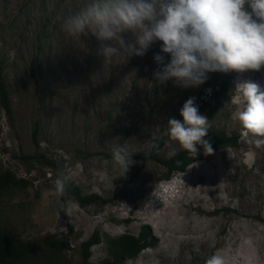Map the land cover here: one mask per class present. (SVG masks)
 Listing matches in <instances>:
<instances>
[{
	"label": "rangeland",
	"instance_id": "1",
	"mask_svg": "<svg viewBox=\"0 0 264 264\" xmlns=\"http://www.w3.org/2000/svg\"><path fill=\"white\" fill-rule=\"evenodd\" d=\"M86 2L0 0V61L13 115L9 121L0 113V176H13L0 186V227L36 245L31 258L4 264H84L80 245L95 231L100 243L90 248L89 263L99 264L108 257L107 237H137L142 227L152 246L122 264H205L217 251L226 264H264L258 220L264 219V145L241 128L232 102L237 82L264 84V68L234 72L229 99L208 115L200 110L208 80L188 89L158 84L152 75L158 51L128 57L122 50L106 59L95 36L69 35L64 20ZM192 97L209 130L235 145L193 162L191 174L188 166L163 181L166 167L144 158L153 145L163 160L183 151L167 123L181 119L180 108ZM117 147L131 152L125 173L112 158ZM183 177L182 188L167 194ZM57 178L109 202H62ZM45 238L66 239L68 248L53 253Z\"/></svg>",
	"mask_w": 264,
	"mask_h": 264
},
{
	"label": "clouds",
	"instance_id": "2",
	"mask_svg": "<svg viewBox=\"0 0 264 264\" xmlns=\"http://www.w3.org/2000/svg\"><path fill=\"white\" fill-rule=\"evenodd\" d=\"M63 28L71 36L91 34L104 42L106 59L122 50L128 57H143L159 43L153 79L158 84L172 81L182 89L200 87L210 73L264 68V0H87L64 20ZM233 93L235 119L257 145H264V84L245 79L235 84ZM179 116L168 120L170 139L194 156L198 146L212 155V143L204 139L209 120L195 97L184 102ZM112 158L122 173L133 163L131 152L121 147L113 150ZM55 184L64 191L63 180L57 178ZM205 264H226V259L217 251Z\"/></svg>",
	"mask_w": 264,
	"mask_h": 264
},
{
	"label": "trees",
	"instance_id": "3",
	"mask_svg": "<svg viewBox=\"0 0 264 264\" xmlns=\"http://www.w3.org/2000/svg\"><path fill=\"white\" fill-rule=\"evenodd\" d=\"M151 53L159 52L157 45H153L149 50ZM234 78V72L229 73H210L207 81V86L210 87L209 97L207 100H202L200 110L206 112L208 115L215 114L229 99L230 84ZM6 116L9 121H12V109L9 104L8 93L4 84L2 74V64L0 61V113ZM1 118V115H0ZM36 143L35 134L32 136ZM212 143L214 149L213 153L225 147H232L235 145V140L228 137L222 132L209 130L208 135L204 138ZM196 156L185 152H179L169 160H163L159 156V147L153 148L152 153L144 160H151L166 167L167 173L163 177V181H168L175 173H183L188 166L197 160H205L209 155L204 153L202 147H199ZM49 166L52 163L45 161ZM13 180V176L9 172H4L0 176V186L9 183ZM64 191L61 192L60 200L65 201L66 198H72L80 207H85L91 204H105L109 202L97 195L84 196L81 190L73 185L71 182L64 180ZM27 183V182H26ZM24 182V184H26ZM264 223V219L258 218ZM43 243L53 253H59L68 248L67 240H58L56 238H45ZM100 243L98 233L95 231L85 242L80 245L82 258L84 264L89 263L90 248ZM107 245L108 257L103 259L99 264H122L123 262L136 258L143 250L149 248L153 244V239L147 227H142L140 234L135 237L131 234H124L115 238L107 237L105 239ZM36 249L33 242H25L9 233L4 228L0 227V264L6 262L24 261L32 257Z\"/></svg>",
	"mask_w": 264,
	"mask_h": 264
},
{
	"label": "bare ground",
	"instance_id": "4",
	"mask_svg": "<svg viewBox=\"0 0 264 264\" xmlns=\"http://www.w3.org/2000/svg\"><path fill=\"white\" fill-rule=\"evenodd\" d=\"M255 79H256V78H255ZM202 164L205 166L204 163H202ZM196 167H197V166H196ZM200 167L203 168L202 165H201V166H198L197 168L199 169ZM189 169H190L189 171L187 170V171H188L187 174H191V173L194 171L195 168L190 166ZM184 175H185V173H184ZM200 175H201V174H200ZM185 177H186V176H185ZM185 177H183L182 182L180 181V182H176L175 184H173V185H172V187H173L172 189H173V190H172V191H167L166 193L168 194L169 192H174V190L179 189L180 186L182 185V183H184V181H186V178H185ZM214 177H215V176H214ZM212 178H213V177H212ZM188 181H189V180H188ZM188 181H187V182H188ZM212 183H213V182H212ZM181 188H182V187H181ZM181 188H180V189H181ZM210 188H211V187H210ZM167 189H168V188H167ZM214 189H215V188H214ZM210 190H211V189H210ZM189 193H190V192H189ZM213 194H214L213 191H209V196H210V197H212ZM184 195H185V194H184ZM184 195H183V196H184ZM174 197H175V196H174ZM203 197H204V196H203ZM203 197H200L199 199H201V201H202V200L204 201V199H202ZM199 201H200V200H199ZM206 202H207V201H206ZM205 207H206V206H205ZM205 207H202V209L205 208ZM177 209H178V208H177ZM181 211H182V210H181ZM176 212H177V211H176ZM191 228H192V227H191ZM194 228H195V227H194ZM254 243H255V242H254Z\"/></svg>",
	"mask_w": 264,
	"mask_h": 264
},
{
	"label": "built area",
	"instance_id": "5",
	"mask_svg": "<svg viewBox=\"0 0 264 264\" xmlns=\"http://www.w3.org/2000/svg\"><path fill=\"white\" fill-rule=\"evenodd\" d=\"M208 97H209V92L207 93V98H205V100H207V99H208Z\"/></svg>",
	"mask_w": 264,
	"mask_h": 264
}]
</instances>
